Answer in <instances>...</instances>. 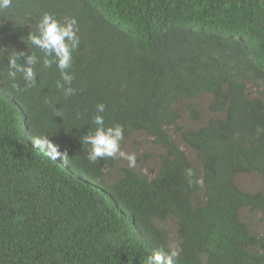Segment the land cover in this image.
Masks as SVG:
<instances>
[{"label":"trees","instance_id":"trees-1","mask_svg":"<svg viewBox=\"0 0 264 264\" xmlns=\"http://www.w3.org/2000/svg\"><path fill=\"white\" fill-rule=\"evenodd\" d=\"M45 12L77 22L68 98L55 64L19 93L8 75L11 50L43 56L27 37ZM0 48V264H149L169 244L174 264H264V231L239 218L264 217V194L236 184L264 186V0H12ZM95 115L121 149L151 144L135 162L155 169L90 162Z\"/></svg>","mask_w":264,"mask_h":264},{"label":"clouds","instance_id":"clouds-1","mask_svg":"<svg viewBox=\"0 0 264 264\" xmlns=\"http://www.w3.org/2000/svg\"><path fill=\"white\" fill-rule=\"evenodd\" d=\"M11 4L12 0H0V10L11 7ZM76 23L75 18L66 17L61 22L53 14L45 12L36 25V32H29L27 37L28 42L38 48L43 53V56L37 57L34 52H31L30 55H26L23 51L11 50V54L8 52L9 77L15 81L17 73H20L25 81L23 88L15 82L12 84V88L16 92L27 91L36 86L37 73L35 66L42 60L44 68H51L55 64L59 69L60 80L56 81V88L63 91L65 98L76 93V90L71 87L74 76L68 71L72 64V52L79 46ZM0 49H2L0 51V58H2L6 50ZM21 58L26 61V66L19 63ZM96 109L98 113H103L105 105L99 103L96 105ZM56 115L60 116L59 110ZM93 123L97 126L95 131H89L82 138V143L90 146L86 158L92 163L105 158L125 159L128 161L129 167H134L135 154L123 151L120 146L121 141L124 139L123 127L117 124L105 128L102 115H95ZM29 144H33V147L45 151L52 158L67 160V151L61 152L59 146L53 143L48 136L33 137L31 141L29 140ZM187 175L191 177L194 173L191 169H188ZM192 183L193 181L190 179L189 185L191 186ZM196 183L201 184L202 181L197 180ZM258 191L264 194V186ZM251 211L264 219L258 209ZM143 245H145V242H143ZM179 255L180 248L175 244H169L167 251L163 247L157 249L150 258L149 264H174V260L178 259Z\"/></svg>","mask_w":264,"mask_h":264},{"label":"rangeland","instance_id":"rangeland-1","mask_svg":"<svg viewBox=\"0 0 264 264\" xmlns=\"http://www.w3.org/2000/svg\"><path fill=\"white\" fill-rule=\"evenodd\" d=\"M151 144L145 143L143 147H140L139 149H136L132 144L130 139L127 140L124 143L123 151L135 154V158L140 157L142 154H144L146 151V147L149 148ZM116 164H126L129 166V163L125 159H116ZM156 166V158H152L150 160H147L146 162H143L142 166L139 165V163L135 162V169H140L145 173H150L155 169ZM132 168V167H131ZM236 184L238 187L242 190L247 191H253V190H261L263 188L261 180L255 175V174H246V175H240L236 178ZM239 218L241 221H246L252 230H254L257 233L264 231V219L261 218L259 215L255 214L249 209H243L239 213Z\"/></svg>","mask_w":264,"mask_h":264}]
</instances>
